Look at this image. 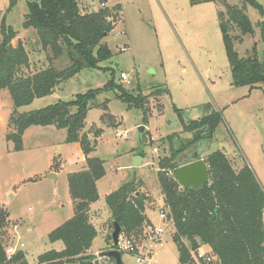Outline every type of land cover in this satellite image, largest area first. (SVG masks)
I'll use <instances>...</instances> for the list:
<instances>
[{"label":"rangeland","instance_id":"1","mask_svg":"<svg viewBox=\"0 0 264 264\" xmlns=\"http://www.w3.org/2000/svg\"><path fill=\"white\" fill-rule=\"evenodd\" d=\"M254 1L259 8L243 6L240 0L228 2L244 8L253 26L252 34L243 36L241 42H233V49L240 59L256 58L262 62L264 0ZM77 2L82 14L119 6L118 12L111 13L114 29L102 40L110 50L111 58L100 67L112 69L116 83L125 91L138 90L145 96L158 89L167 92L155 99L149 97L146 121L142 110L128 108L112 92L99 94L96 103L100 106L87 112L83 132L87 133L91 143L89 157L104 161L105 176L97 182L99 199L89 210L97 235L86 254L94 257L93 264H114L101 256L113 246L111 216L104 200L107 194L123 184L133 182L135 174L134 183L139 181V191L150 198L145 208L150 227L144 228L139 241L134 238L139 249L136 254L147 256L144 264H178L177 249L172 241L173 225L159 215L164 202L157 180V163L194 139V133L184 131L180 121L188 124L216 111L221 122L212 139L200 143L201 147L199 143L194 144L177 160L183 161L195 149L201 158L221 151L234 170L249 166L264 187V83L234 84L218 21L219 10L225 12L222 6L213 3L191 6L189 0ZM8 3L9 0H0L2 14ZM26 13V0H18L6 14V24L16 32L12 46L21 42L28 55L29 66L22 68L18 76H32L49 65L56 70L66 68L69 65L66 53L59 59H52L51 52L42 50L36 42V33L24 31L22 21ZM230 35L235 37L238 32L233 29ZM121 73L126 74L127 81L120 80ZM109 79L108 71L84 69L59 84L51 95L35 99L16 112L27 113L73 100L77 94L102 88ZM104 101H108L107 113L113 121L109 118L101 121L105 114L101 108ZM175 108L180 110V116ZM12 111L8 92L0 91V208L9 213L1 232L5 233L6 229V241L10 246L13 232H17L15 237L18 244L23 245L20 250L26 261L36 264L39 255L63 249L60 241L50 243L47 236L74 215L67 178L85 168V157L79 144L67 143L66 131L55 127H30L23 133L22 150L14 151L13 144L6 140V135L12 132L8 125ZM113 122L117 124L115 127L110 126ZM97 129L101 133L95 138ZM139 152L143 154L142 162L134 173L133 157L139 156ZM54 164H58L55 179H45L44 171H49ZM158 229L163 232L155 240L149 239ZM122 237L120 235L118 239V251ZM206 249V246L201 247L202 251ZM121 259L122 264H136V258L130 254L124 253Z\"/></svg>","mask_w":264,"mask_h":264},{"label":"trees","instance_id":"2","mask_svg":"<svg viewBox=\"0 0 264 264\" xmlns=\"http://www.w3.org/2000/svg\"><path fill=\"white\" fill-rule=\"evenodd\" d=\"M17 1L9 0L5 14L0 11V91L6 90L13 103L8 120L12 132L6 135V140L13 144L14 151L19 152L22 150L23 133L27 129L55 127L66 131L67 143L79 144L86 164L82 171L69 174L67 178L69 195L74 205L73 217L47 236L50 243L60 241L63 249L39 255L36 264H93L94 257L86 253L97 233L89 221V210L99 199L96 183L105 176V169L103 160L89 157L91 143L87 133L83 132L87 112L100 106L96 103L99 94L112 92L128 108L142 110L143 120L146 121L149 97L155 99L167 92L158 89L145 96L138 90L125 91L122 85L116 83L112 69L100 67V64L111 58V52L102 40L114 29V22L110 21L114 15L111 13L118 12L119 6L82 14L78 0H26L27 13L22 28L36 33L41 49L51 52L52 59H59L66 53L69 65L63 70H56L49 65L32 76H18L22 68L29 66L28 55L21 42L12 46L16 32L6 24V14L12 11ZM229 1L189 0V4L213 3L225 9V12L219 10L218 21L234 84L264 83V61L259 62L256 58L240 59L233 49L234 41L241 42L243 36L253 33V26L244 8L228 4ZM240 1L243 6L259 8L254 0ZM233 29L238 32L235 37L230 35ZM84 69H103L109 72L110 79L102 88L77 94L73 100L60 101L27 113L16 112L35 99L51 95L59 84ZM107 103L104 101L101 105L105 112L101 121L112 118L107 113ZM158 109L161 110V105H158ZM175 111L180 114L177 108ZM180 122L184 131L194 133V139L157 163V180L163 208L166 209L165 222H171L174 228L172 241L177 249L178 264H191L190 253L201 246L209 248L214 258L212 264H264V191L249 166L234 170L223 152H212L203 158L208 167L209 182L198 192L183 189L170 174L182 152L194 144L199 143L201 147L200 143H208L212 139L221 116L214 111L188 124L183 120ZM116 125L110 123L112 127ZM100 133L101 130L97 129L94 137ZM138 155L143 157L141 152ZM52 167H57V164ZM140 187L139 181L125 183L106 195L104 200L111 216V228L113 223H117L120 235L133 242L134 238L138 241L142 238L145 227H150L145 216L150 198L139 191ZM8 217V211L0 208V264H28L22 251L11 256L5 253L7 233L6 229L5 233L1 231ZM108 251L101 256H106ZM120 254L124 255L122 252Z\"/></svg>","mask_w":264,"mask_h":264},{"label":"water","instance_id":"3","mask_svg":"<svg viewBox=\"0 0 264 264\" xmlns=\"http://www.w3.org/2000/svg\"><path fill=\"white\" fill-rule=\"evenodd\" d=\"M141 131L142 129H140V132ZM141 162L142 158L140 156L133 157L132 168L134 173H136ZM174 166L175 168L172 170L171 175L183 189L198 192L209 182L208 167L204 159L201 158L198 149L191 152L183 161H175ZM45 177L55 179L56 176L54 174H47ZM135 179L134 174V178L132 179L133 183ZM138 194L139 193H137V195ZM112 226L113 232L111 234V240L114 249L109 250L106 253V257L112 259L114 264H122V256L120 252L116 250L120 236V227L117 223H113Z\"/></svg>","mask_w":264,"mask_h":264},{"label":"built area","instance_id":"4","mask_svg":"<svg viewBox=\"0 0 264 264\" xmlns=\"http://www.w3.org/2000/svg\"><path fill=\"white\" fill-rule=\"evenodd\" d=\"M119 78L121 81H127V76L125 73H121L119 75ZM153 152L156 153L157 150L154 148ZM171 174V173H170ZM160 218L165 221L166 219V209L162 208L159 212ZM163 231L162 229H158L152 232V236L149 237L151 240H155L156 237L159 236ZM117 249V248H116ZM119 252L130 254L136 258V264H144L146 260L148 259L147 256H142V254L137 255L136 252H139L138 246L133 242V240L122 237L121 241L119 243ZM118 251V250H117ZM6 255L11 256L12 250L8 249L6 250ZM192 264H212L214 261V258L211 253H208L206 251H202L201 248H199L195 252L190 253Z\"/></svg>","mask_w":264,"mask_h":264},{"label":"crops","instance_id":"5","mask_svg":"<svg viewBox=\"0 0 264 264\" xmlns=\"http://www.w3.org/2000/svg\"><path fill=\"white\" fill-rule=\"evenodd\" d=\"M24 31L26 32V33H34V31L33 30H31V29H24ZM35 34V33H34ZM36 42L37 43H39V41L37 40V38H36ZM24 47L26 48V46L24 45ZM53 165H51V167H49V171H44V174H45V176L47 175V174H57V172L55 171V170H57V168H58V164H57V167H55V168H53L52 167ZM50 168H52V169H50ZM44 176V177H45ZM45 179H47L46 177H45ZM260 185H261V183H260ZM96 187H97V183H96ZM261 187H262V189H263V191H264V187L261 185ZM108 195V194H107ZM163 199V198H162ZM91 207H92V205L90 206V209H91ZM90 212V211H89ZM146 216V215H145ZM89 221H90V223L92 224V220L90 219V214H89ZM93 225V224H92ZM16 227V226H15ZM15 227H14V229H15ZM93 227H94V225H93ZM14 234V236H13V238H12V240H11V242H12V244H11V246H10V248L9 249H11L12 250V254H14V253H16L17 251H22V250H20V248H22L21 246H23L22 244H18V240H16V237H15V233H17V232H13ZM97 233V232H96ZM15 238V239H14ZM202 247V246H201ZM200 247V248H201ZM206 252H208V253H210V250H209V248L207 247V249H206ZM144 254V253H143ZM28 263V262H27ZM29 264V263H28ZM35 264V263H34Z\"/></svg>","mask_w":264,"mask_h":264},{"label":"flooded vegetation","instance_id":"6","mask_svg":"<svg viewBox=\"0 0 264 264\" xmlns=\"http://www.w3.org/2000/svg\"><path fill=\"white\" fill-rule=\"evenodd\" d=\"M189 155V154H188Z\"/></svg>","mask_w":264,"mask_h":264}]
</instances>
